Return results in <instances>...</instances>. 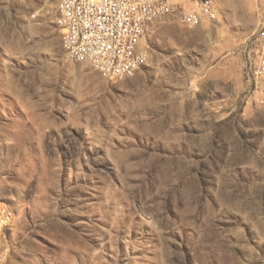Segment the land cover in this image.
Instances as JSON below:
<instances>
[{"label": "rangeland", "instance_id": "374dc122", "mask_svg": "<svg viewBox=\"0 0 264 264\" xmlns=\"http://www.w3.org/2000/svg\"><path fill=\"white\" fill-rule=\"evenodd\" d=\"M59 1L0 0V264H264L259 5L164 16L107 80L63 60Z\"/></svg>", "mask_w": 264, "mask_h": 264}, {"label": "built area", "instance_id": "2783aa9c", "mask_svg": "<svg viewBox=\"0 0 264 264\" xmlns=\"http://www.w3.org/2000/svg\"><path fill=\"white\" fill-rule=\"evenodd\" d=\"M220 0H60L54 23L61 36L66 62L88 63L107 80L133 76L146 64V36L160 18L180 14L181 22L195 27L215 21ZM259 5L254 47L247 63L248 93L264 104V0ZM11 209L0 202V235L12 222Z\"/></svg>", "mask_w": 264, "mask_h": 264}]
</instances>
